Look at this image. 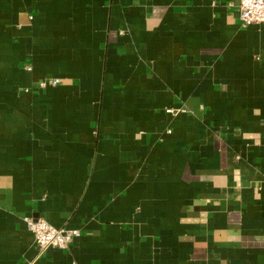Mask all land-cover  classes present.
<instances>
[{
    "label": "crops",
    "instance_id": "obj_1",
    "mask_svg": "<svg viewBox=\"0 0 264 264\" xmlns=\"http://www.w3.org/2000/svg\"><path fill=\"white\" fill-rule=\"evenodd\" d=\"M230 2L0 0V264H264V25ZM26 217L80 236L38 257Z\"/></svg>",
    "mask_w": 264,
    "mask_h": 264
},
{
    "label": "built area",
    "instance_id": "obj_2",
    "mask_svg": "<svg viewBox=\"0 0 264 264\" xmlns=\"http://www.w3.org/2000/svg\"><path fill=\"white\" fill-rule=\"evenodd\" d=\"M228 5L236 10L243 26L264 25V0H238L237 3L230 2ZM58 83L59 80L42 81L39 83V88H45L48 85L54 86ZM25 222L34 236V243L39 252L38 257L51 248L68 250L75 239L80 236L78 230L65 227L57 228L42 217H26ZM36 261V259L28 261L27 264H36Z\"/></svg>",
    "mask_w": 264,
    "mask_h": 264
}]
</instances>
